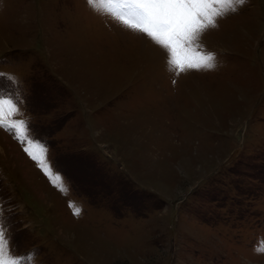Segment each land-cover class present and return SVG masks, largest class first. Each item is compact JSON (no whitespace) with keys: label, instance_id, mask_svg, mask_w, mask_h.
Listing matches in <instances>:
<instances>
[{"label":"rangeland","instance_id":"rangeland-1","mask_svg":"<svg viewBox=\"0 0 264 264\" xmlns=\"http://www.w3.org/2000/svg\"><path fill=\"white\" fill-rule=\"evenodd\" d=\"M0 264H264V0H0Z\"/></svg>","mask_w":264,"mask_h":264}]
</instances>
